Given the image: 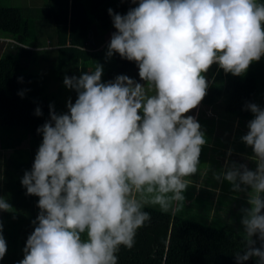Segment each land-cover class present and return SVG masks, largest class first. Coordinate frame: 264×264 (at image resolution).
Returning <instances> with one entry per match:
<instances>
[{
  "label": "clouds",
  "instance_id": "1",
  "mask_svg": "<svg viewBox=\"0 0 264 264\" xmlns=\"http://www.w3.org/2000/svg\"><path fill=\"white\" fill-rule=\"evenodd\" d=\"M129 4L123 14L107 9L115 30L105 56L134 62L139 80L126 74L102 80L99 63L63 76L75 99L69 97L61 112L49 103L48 118L35 129L41 141L20 184L38 198V211L22 258L13 264H118L121 246L131 249L151 218L138 194L154 193L152 203L167 207L169 198L184 201L189 187L219 199L225 183L230 193L244 194L236 216L226 217L240 235L234 262L264 264V105L242 106L252 118L239 142L250 154L231 159L229 147L219 168L203 170L209 140L191 111L214 84L213 65L242 77L264 57V0ZM42 114L37 106L34 115ZM197 174L198 181L191 179ZM209 174L216 187L204 183ZM11 209L0 196V212ZM7 247L0 224V260Z\"/></svg>",
  "mask_w": 264,
  "mask_h": 264
},
{
  "label": "trees",
  "instance_id": "2",
  "mask_svg": "<svg viewBox=\"0 0 264 264\" xmlns=\"http://www.w3.org/2000/svg\"><path fill=\"white\" fill-rule=\"evenodd\" d=\"M129 6V0H47L41 14L44 20L39 22L31 14L24 15L19 7L10 6L4 24L0 25V36L13 41L7 50L0 52V151L9 150L5 157L0 152L3 168L0 193L15 200L14 213L1 212L0 215L8 246L3 264H13L22 258L21 249L32 231L30 221L38 211V198L25 194L20 178L31 166L41 141L35 129L48 118L50 103L44 96L45 83L41 76L30 73L24 63L32 60L34 48L47 39L46 45L55 47L51 56L53 65L49 68L55 80L94 70L95 62L100 61L101 54L104 56L110 34L115 30L107 9L111 7L114 12L123 14ZM44 25L52 32L45 35L37 32V28L40 31L42 26L46 28ZM0 46L3 47V42ZM112 58V68L107 72L110 79L136 68L134 62L121 59L119 55L114 54ZM215 68L213 65L209 70L214 84L200 104L218 107L234 117L251 119L252 114L242 110V106L245 101L257 103L258 93H264V57L251 63L242 77ZM17 77H22L23 82H18ZM24 89L28 91L21 98L17 92ZM260 96L264 105V94ZM37 106L43 113L39 117L34 115ZM21 149L24 152L17 154ZM144 210L151 218L137 230L131 249L121 246L118 264H235L232 253L241 246L236 226L213 225L177 215L176 210L150 205H144ZM246 264L253 261L250 259Z\"/></svg>",
  "mask_w": 264,
  "mask_h": 264
},
{
  "label": "rangeland",
  "instance_id": "3",
  "mask_svg": "<svg viewBox=\"0 0 264 264\" xmlns=\"http://www.w3.org/2000/svg\"><path fill=\"white\" fill-rule=\"evenodd\" d=\"M44 3V4H43ZM47 3V0H0V4L3 5L0 7V25L4 24L5 21V15L7 14L9 7L10 6H17L21 9L22 13L24 15H30L33 18L38 19V21H42L44 20V17L41 15L42 14V8L43 6H45V4ZM39 16V17H38ZM38 17V18H37ZM38 25V24H37ZM95 25V24H94ZM46 28H44L42 26V31H40L37 28V32H41L44 33V35L46 33H51L52 30L50 29V27H47L46 25H44ZM37 27V26H36ZM96 27V25H95ZM41 29V28H40ZM109 35V34H108ZM106 35L105 40H107L109 38V36ZM44 40V39H42ZM41 40V41H42ZM48 40L45 39L44 41H42V43L40 45H38L41 49L47 48L49 50L48 53H46V51L44 52H40L38 51V47L34 48V52L32 54V56H34L32 58V60L27 59V62L24 63V65L26 66L27 70L30 71V73H37V75L41 76L43 82L45 83V91H44V96L47 98V100L50 103H53L55 106L56 111L61 112V111H65V103L66 100L69 97H72L73 101H74V95L75 93L72 92L71 90H68L64 87L62 81L59 80H55L53 75L50 73L49 68L53 65V62L51 60V56L55 53V47L53 45H46L48 42ZM0 42H3V47L0 46V52H3L5 50H7L10 46V43H12L11 41H8L7 39H5V37H1L0 36ZM45 44V45H44ZM48 58H47V56ZM112 57L111 58H106L105 54L104 56L101 54L100 56V61H97L95 63H99L103 66V74H102V80H108L110 79V77L108 76L107 72L112 68L113 65V61H112ZM131 69L129 72L126 73V75H128L131 78L137 79L139 80L138 77V69L137 67ZM214 70H217L216 68ZM119 74V73H118ZM117 74V75H118ZM209 75V73H208ZM263 91H260L258 93V100L257 103L263 105V101L260 95H263ZM206 106L202 103L197 107V115L200 116L199 122L204 123L205 121L202 119V117L205 114L206 111ZM215 109V108H214ZM216 109L218 110H214L217 112H221V113H216L217 115L221 116V117H230L232 116V114L222 110H219L218 107H216ZM193 113V110H191ZM207 114L210 115V113L207 111ZM248 119H242V118H238L237 122H240V126H238L239 128H235V125L237 126L238 123L236 121H234V124L232 126V124H229L227 120L222 119L220 121V126H212L211 127V122L208 120L207 121V125L204 128L205 130V134L208 137V140L211 144L212 143H222V144H229L230 146V141L231 139H233V143L232 145H235L233 149H236L238 151V153H241L243 151H250L249 148H246L242 143L239 142V136L241 134H243L244 132H246V128H245V124L246 121ZM227 123V125H224L225 122ZM237 123V124H236ZM217 129L219 132H217ZM221 132V133H220ZM231 133V135L229 134ZM228 134V135H227ZM226 147H224L225 149ZM206 149H208L206 151ZM9 151V150H7ZM208 152V154L210 153H214L217 151L216 148H208L207 146H205L202 149L201 154H203L204 152ZM3 152V151H1ZM24 150L21 149L20 151L17 152V154L23 153ZM210 152V153H209ZM7 153V152H6ZM204 155H201L200 160L201 163L199 165V169L203 170L205 169V167L211 165L213 168L219 167L220 163H218L216 161V158H212V159H207L204 158ZM3 168L0 167V172H2ZM195 178H199V175L197 174L195 176ZM205 181L210 185V184H214V181L211 180L210 174L209 177L205 179ZM190 189L185 193V200L184 201H175L173 199H168L167 200V207H162L159 204H154L152 203V196L154 195V193H148V192H143L141 194H138V198L143 200L144 205H150V206H154L155 208L158 209H165V210H176L177 215H182V216H189L192 218H196L198 220L207 222V223H211L213 225H220V224H225L226 223V217L227 216H236V208L243 203L244 200V194H233L230 193L228 190V185L225 183L224 185H222V192L220 195L218 202H215L213 197L214 194L213 192L210 191H206V195H194L195 189L193 187H189ZM192 194V195H191ZM169 197L171 194H168ZM190 195V197H189ZM0 196L1 193H0ZM196 197V198H195ZM7 199V198H6ZM188 199V201H187ZM8 202L12 205V209L10 210L11 213H14V199H7ZM212 206H214V209L210 210V208H212ZM219 208L220 211H216V208ZM231 208V209H230ZM223 211L227 212L224 213ZM209 214V220H205L206 215ZM214 216V217H213ZM0 224L1 223V219H0ZM234 226L237 227L236 224H232ZM3 235L5 238H7L6 233L3 231Z\"/></svg>",
  "mask_w": 264,
  "mask_h": 264
},
{
  "label": "crops",
  "instance_id": "4",
  "mask_svg": "<svg viewBox=\"0 0 264 264\" xmlns=\"http://www.w3.org/2000/svg\"><path fill=\"white\" fill-rule=\"evenodd\" d=\"M206 106V111H205V114L206 115H204L203 117H202V119L205 121L204 123H202V126L203 127H205L206 125H207V121L209 120L210 122H211V127L212 126H214V125H216V126H219V127H221L220 126V121L222 120V119H225V120H227L228 121V123L229 124H232V126H233V124H234V121H238V117H234V116H230V117H221V116H219V115H217L216 113H221V112H217L218 110L215 108L214 109V107H212V105H205ZM214 110H217V111H214ZM219 110H221V109H219ZM207 111L210 113V115H208L207 114ZM193 113L194 114H196L197 115V109H194L193 110ZM197 118H198V120L200 119V116L199 115H197ZM249 120V119H248ZM225 122V121H224ZM238 123V125L236 126L235 125V127H234V129L235 128H239L238 126H240V122H237ZM236 123V124H237ZM224 125H227V123L225 122V124ZM217 132H219L218 131V129H217ZM221 133V132H220ZM230 135H231V133H229ZM228 135V134H227ZM231 143H230V146H229V144H222V143H212L211 142V144H210V142H209V145L207 146L208 148H216L217 149V151L216 152H214V153H210V154H208V152H206L208 149H206V151L203 153V154H201V155H204L203 156V159L204 158H207V159H212V158H216V161L218 162V163H220V165L223 163V160H224V156H225V152H226V150L229 148V147H231L232 148V146H233V148H235L234 146L235 145H232V143H233V139H231V141H230ZM232 145V146H231ZM224 147H226L225 149H224ZM1 151H3V152H1ZM0 152H1V154H3L4 156L3 157H5V155H6V152H7V150H1ZM238 154V151L236 150V149H234V152H233V155H232V157H230L231 159H237V160H240L242 157L240 156V155H237ZM239 154H250V151H248V152H246V151H243V152H241V153H239ZM219 165V166H220ZM250 166H251V164H250ZM205 168H207V166L205 167ZM216 168H219V167H216ZM191 179H193V180H195V181H198L199 180V178H195V176H193V177H191ZM204 183L206 184V185H209L205 180H204ZM212 187H216V184H215V182H214V184L212 183V184H210ZM190 188H188L187 189V191L189 190ZM186 191V192H187ZM206 191L207 190H205V189H201V190H199L198 192L195 190V192H194V195H206L207 193H206ZM214 194V193H213ZM1 195L2 196H4V197H8L4 192H1ZM220 195H223V194H220ZM10 198V197H9ZM10 199H12V198H10ZM213 199H214V197H213ZM187 201H188V199H187ZM214 201L215 202H218V200L217 199H214ZM212 209H214V206H212V208H210V210H212ZM231 209V208H230ZM216 211H220V209L217 207L216 208ZM224 213H226L227 214V212H225V211H223ZM0 215H1V212H0ZM1 219V218H0ZM5 258V257H4ZM4 258H3V260H4ZM3 260H0V264H3Z\"/></svg>",
  "mask_w": 264,
  "mask_h": 264
},
{
  "label": "bare ground",
  "instance_id": "5",
  "mask_svg": "<svg viewBox=\"0 0 264 264\" xmlns=\"http://www.w3.org/2000/svg\"><path fill=\"white\" fill-rule=\"evenodd\" d=\"M5 39H7L8 41H11V42H13L10 38H5Z\"/></svg>",
  "mask_w": 264,
  "mask_h": 264
}]
</instances>
